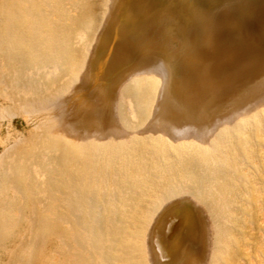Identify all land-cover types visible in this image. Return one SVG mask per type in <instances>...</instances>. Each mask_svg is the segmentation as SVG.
I'll use <instances>...</instances> for the list:
<instances>
[{
  "label": "rangeland",
  "instance_id": "374dc122",
  "mask_svg": "<svg viewBox=\"0 0 264 264\" xmlns=\"http://www.w3.org/2000/svg\"><path fill=\"white\" fill-rule=\"evenodd\" d=\"M109 1L0 0V45L21 49L32 66L73 60L78 71L85 54L79 27L96 30ZM199 1L164 0L184 18L198 15ZM128 85L142 115L125 102L117 113L131 137L104 143L78 145L53 135L48 111L26 123L0 97V132L7 134L0 144V264H57L75 244L76 264H86L88 244L100 248L103 262L116 264L126 247L133 264H147L146 229L165 201L182 194L190 199L169 216L174 239H190L210 264H264V110L262 120L252 115L223 126L210 144L172 143L135 133L151 113L159 79L142 76ZM64 89L63 83L56 94ZM124 233L132 234L133 247L122 242ZM167 233L161 224L154 234L161 251L170 245ZM175 252H161V264L177 263Z\"/></svg>",
  "mask_w": 264,
  "mask_h": 264
},
{
  "label": "bare ground",
  "instance_id": "6f19581e",
  "mask_svg": "<svg viewBox=\"0 0 264 264\" xmlns=\"http://www.w3.org/2000/svg\"><path fill=\"white\" fill-rule=\"evenodd\" d=\"M198 9L195 18H184L177 7L164 0H110L96 30L84 23L79 27L85 37L81 43L85 54L78 71H74L73 60L32 66L22 61L21 49L11 53L9 47L0 45L3 105L23 114L26 123L48 111L53 122L49 131L78 145L129 140L132 132L120 122L117 109L120 113L126 102L132 113L141 116L128 83L155 76L159 79L156 99L146 123L135 131L138 135L206 145L225 125L252 115L262 120L264 0H218L213 4L200 0ZM63 83L64 91L56 94ZM127 87L132 90L127 91ZM6 138L7 134L0 132V144ZM188 195L165 201L152 217L143 239L147 264H161L160 253L173 250H178L175 264H210L198 258L199 250L190 239H174L178 231L169 223V216L175 206L190 199ZM58 215L64 216L61 212ZM130 217L131 221L135 218ZM161 224L167 229L170 244L162 251L154 245V234ZM206 231L207 238L210 233ZM122 237L125 246L130 241L133 247L131 233ZM75 245L66 259L58 257L56 263L76 264ZM88 245L86 264H109L103 262L100 248ZM125 248L114 257L116 264H133Z\"/></svg>",
  "mask_w": 264,
  "mask_h": 264
}]
</instances>
